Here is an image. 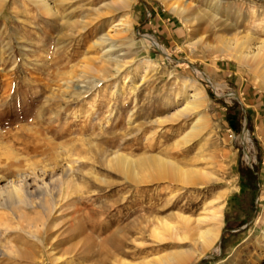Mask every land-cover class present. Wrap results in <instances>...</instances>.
Masks as SVG:
<instances>
[{"label":"rangeland","instance_id":"obj_1","mask_svg":"<svg viewBox=\"0 0 264 264\" xmlns=\"http://www.w3.org/2000/svg\"><path fill=\"white\" fill-rule=\"evenodd\" d=\"M51 1L49 15L0 0V264H147L179 249L161 220L195 218L218 195L222 234L191 264H264V111L242 91L228 99L235 81L255 98L264 83L217 48L260 34L264 0H221L217 24L210 0ZM195 89L208 128L185 143L198 113L181 109ZM120 154L169 158L195 181H135ZM14 189L30 204L11 202Z\"/></svg>","mask_w":264,"mask_h":264},{"label":"bare ground","instance_id":"obj_2","mask_svg":"<svg viewBox=\"0 0 264 264\" xmlns=\"http://www.w3.org/2000/svg\"><path fill=\"white\" fill-rule=\"evenodd\" d=\"M32 1L45 14L51 15L56 12V7L52 4L51 0ZM222 3L223 2L221 0H210L208 6L209 8L207 10L208 13H205L208 19H210V21L214 24H217L216 22L219 19L221 20L220 10ZM170 8L180 14L185 23L193 22L194 18L191 17L192 14L189 13V7L187 8L183 5L173 4ZM224 20H226V18ZM118 22L121 25L125 21L123 22V18H121ZM259 31L261 35H257L258 33L256 32V34L252 29L249 30L242 40H239L237 37H223L220 46L217 48L225 52V56L229 59L234 60L240 65H246L249 69V73L264 83V25L260 26ZM146 38V41L149 43L156 42L154 37L146 36ZM205 46L212 47L209 43ZM200 75L204 77L203 74ZM208 81L212 83L211 80L208 79ZM205 99L206 96L204 92L198 89L192 90V92L185 99V104L181 111L185 113H198V118L193 122L190 129L181 137L185 143L191 142L195 137L202 134L208 128L207 120L202 113V109L205 106ZM117 157L118 156L115 155L114 158H111V160L113 161ZM154 159V164L150 163L152 160L146 164H137L134 158L121 155L118 165H123L121 167H123V169L135 181H140L141 179H144V177H151L154 179H168L184 185H191L194 183L195 180L192 175L196 174L194 173L195 171L191 174L188 171L189 169H184L183 166L181 167L180 164L174 160L159 155H156ZM147 160H149V156ZM114 162L115 160L113 161V164ZM202 176L209 177V174L205 172ZM19 191L17 189L11 191V202L20 196L18 195ZM29 196L30 193L26 191L24 199L20 196L19 201L29 205ZM207 203L209 204L204 208L206 213L199 214L195 218L180 214L177 217L175 224H171L167 219L161 220L160 223L163 226V229L165 228V230L170 232L169 238L177 241L179 249L159 256L156 259L154 258L155 260H149L147 261V264H191L194 259L205 256L206 253L216 245L222 234L225 201L223 199V195H218ZM7 207L9 206L7 205ZM152 232L154 236L160 239V241L165 240L166 235L162 233L158 227H154ZM5 254V251L0 249V256H5ZM55 261H60V257L56 258ZM119 262L120 264H134L122 258Z\"/></svg>","mask_w":264,"mask_h":264},{"label":"crops","instance_id":"obj_3","mask_svg":"<svg viewBox=\"0 0 264 264\" xmlns=\"http://www.w3.org/2000/svg\"><path fill=\"white\" fill-rule=\"evenodd\" d=\"M153 14V10L152 11H148V15L152 16ZM219 69H215L213 72L210 73V76L214 79H221L222 76H231V81H233L232 76L234 75L232 72L230 73H224V75L219 74L218 73ZM236 75V73H235ZM234 77V76H233ZM211 79V78H210ZM236 85V87L238 88V91H242L243 93H245V99H248V101L250 102V104L248 105L249 107H253V110L256 109H263L264 111V96H258L257 98H255V95H251L250 93L246 92L245 87L242 83V81H235L234 83Z\"/></svg>","mask_w":264,"mask_h":264},{"label":"built area","instance_id":"obj_4","mask_svg":"<svg viewBox=\"0 0 264 264\" xmlns=\"http://www.w3.org/2000/svg\"><path fill=\"white\" fill-rule=\"evenodd\" d=\"M209 83L214 87L215 84L212 82L209 81ZM228 99L229 100H232V99H236V100H241L240 99V94H239V91H234V90H230L229 94H228ZM230 137L233 138V135L230 134Z\"/></svg>","mask_w":264,"mask_h":264}]
</instances>
